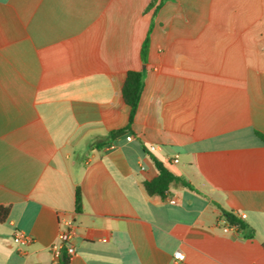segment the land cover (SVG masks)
Segmentation results:
<instances>
[{
	"label": "crops",
	"instance_id": "obj_1",
	"mask_svg": "<svg viewBox=\"0 0 264 264\" xmlns=\"http://www.w3.org/2000/svg\"><path fill=\"white\" fill-rule=\"evenodd\" d=\"M256 132L264 0H0V264H59L69 222L68 264H264ZM153 158L191 187L149 195Z\"/></svg>",
	"mask_w": 264,
	"mask_h": 264
},
{
	"label": "trees",
	"instance_id": "obj_2",
	"mask_svg": "<svg viewBox=\"0 0 264 264\" xmlns=\"http://www.w3.org/2000/svg\"><path fill=\"white\" fill-rule=\"evenodd\" d=\"M149 47V35L146 37L142 45V59L145 61L146 54ZM144 89V76L142 72L130 71L127 73L123 87L122 97L125 103L130 108L128 125L114 133V136H119L126 131L130 130L135 117L138 104L140 102L142 92ZM256 135L264 142V134L256 132ZM155 166L158 170V175L150 181L144 182V188L149 195H160L166 197L169 188L172 184H180L185 187H191V185L174 169L171 162L161 161L157 158H153ZM78 202L80 201V195H77ZM10 213L9 207H0V223L7 220ZM225 218L231 225H242V222L231 212H225ZM69 256L66 249H62L59 264H68Z\"/></svg>",
	"mask_w": 264,
	"mask_h": 264
},
{
	"label": "built area",
	"instance_id": "obj_3",
	"mask_svg": "<svg viewBox=\"0 0 264 264\" xmlns=\"http://www.w3.org/2000/svg\"><path fill=\"white\" fill-rule=\"evenodd\" d=\"M127 140L131 141V140H133V137L131 135H129V136H127ZM151 149H155L154 146H152ZM174 162L177 163L178 160H175ZM168 202L176 203V200L174 198H168ZM239 217L242 219H245L246 214H239ZM224 231H228V229L225 228ZM73 236H74V230L72 227V222H69L68 223V229L61 232L59 235V241L61 244V246H60L61 252H62V249H66V251L69 255H72L74 253V248L71 245ZM30 241H31V237L22 233V232H18L14 235V242L19 244V245H26ZM60 257H61V255H60ZM172 264H185V254L180 250L174 252Z\"/></svg>",
	"mask_w": 264,
	"mask_h": 264
}]
</instances>
